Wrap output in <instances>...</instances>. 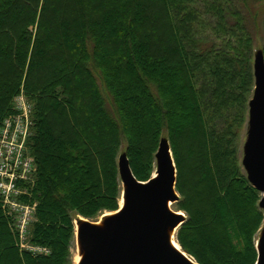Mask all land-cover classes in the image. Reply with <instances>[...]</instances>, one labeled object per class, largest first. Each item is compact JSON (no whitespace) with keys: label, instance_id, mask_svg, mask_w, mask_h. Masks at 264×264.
I'll use <instances>...</instances> for the list:
<instances>
[{"label":"trees","instance_id":"1","mask_svg":"<svg viewBox=\"0 0 264 264\" xmlns=\"http://www.w3.org/2000/svg\"><path fill=\"white\" fill-rule=\"evenodd\" d=\"M263 2L0 0V127L22 92L37 166L24 201L36 204L32 244L49 251L18 249L0 203V264H71L73 216L118 210L122 142L147 182L163 131L181 250L196 264H256L264 216L238 154L254 91L242 8Z\"/></svg>","mask_w":264,"mask_h":264},{"label":"water","instance_id":"2","mask_svg":"<svg viewBox=\"0 0 264 264\" xmlns=\"http://www.w3.org/2000/svg\"><path fill=\"white\" fill-rule=\"evenodd\" d=\"M253 78L242 168L250 185L260 194L259 208L264 215V60L261 51L254 58ZM154 163L155 178L151 176L145 183L135 179L125 155L120 164L117 163L118 180L121 188H125V206L118 214L105 219L103 230L79 217L84 220L79 223L78 231L83 253L80 264H192L168 242V228L178 230L185 219L168 208V202L176 203L179 196L175 191L176 169L167 140H161ZM173 239L176 242L175 236ZM256 251V264H264V226Z\"/></svg>","mask_w":264,"mask_h":264},{"label":"built area","instance_id":"3","mask_svg":"<svg viewBox=\"0 0 264 264\" xmlns=\"http://www.w3.org/2000/svg\"><path fill=\"white\" fill-rule=\"evenodd\" d=\"M13 112L0 127V203L16 230V226L25 227L35 218L36 204L24 199L29 196L37 169L27 146L32 105L20 94L13 101ZM24 233L20 232V239Z\"/></svg>","mask_w":264,"mask_h":264},{"label":"rangeland","instance_id":"4","mask_svg":"<svg viewBox=\"0 0 264 264\" xmlns=\"http://www.w3.org/2000/svg\"><path fill=\"white\" fill-rule=\"evenodd\" d=\"M242 11L244 13V15L247 18V25L248 28L250 29L253 37H254V42H253V61L254 58H257L259 56V51L264 43V2L263 3H251L249 5H245L244 8H242ZM255 23V24H254ZM106 99L108 100V98L106 97ZM180 111V109L178 108V112ZM248 117L241 129L240 132V137H239V161H240V166H241V170L242 173L246 176V172L245 170L242 168V159L244 156V147H245V143L248 137ZM162 139H165V131H163L162 133ZM125 153H124V143L122 142V146L119 149L118 152V157H117V163L120 164V162L123 160ZM37 169V166H36ZM37 174V172H36ZM35 178L37 179V176H35ZM119 183V180H118ZM119 189H120V197H121V187H120V183H119ZM120 198L118 200V204H119ZM176 203H171L170 206V210L179 215L178 213H182L180 211H178ZM104 213H110V212H104ZM103 213V214H104ZM99 215L97 218H95L94 220H91L92 222H99L102 215ZM183 214V213H182ZM181 216V215H179ZM77 217L78 216H73V237L72 240L70 242V259H71V264H73V258L74 255L76 254V246H75V237H74V222L75 220L77 221ZM182 219H185L184 216H181ZM102 220V219H101ZM35 218L33 219L31 224H25V227H18L16 226V230L13 228V226L11 227L13 233H14V237L16 238L15 243L17 242L18 245V249L25 251L27 253L32 254L33 256H47L49 254V251L45 248H41L38 247L34 244H32V232H33V224L35 223ZM20 232L21 234L24 233V236L20 239ZM176 234V231H175ZM175 236V235H174Z\"/></svg>","mask_w":264,"mask_h":264},{"label":"bare ground","instance_id":"5","mask_svg":"<svg viewBox=\"0 0 264 264\" xmlns=\"http://www.w3.org/2000/svg\"><path fill=\"white\" fill-rule=\"evenodd\" d=\"M155 171L152 173V178H155ZM124 192H125V188H121V193H122V196L120 197V201H119V204H118V211L116 212H113V213H104L100 219L99 222H94L93 223V226L98 228V229H101L103 230L104 229V222H105V219L108 218V217H111V216H114L115 214H118L125 206V200H124ZM171 206V203L168 202V208H170ZM179 215L183 216L182 213H178ZM81 222H84L83 219H80V218H77V221L74 222V237H75V246H76V254L74 255V258H73V264H80L82 258H83V253L81 251V247H80V241H79V236H78V231H79V228H80V225L79 223ZM179 229V228H178ZM177 229L176 228H168V231H167V235H168V242L170 244V246L176 250L177 252H179L186 260H188L189 262H191L192 264H196L190 257H188L187 255H185L179 248L178 244L176 242H174V234H175V231ZM177 232V231H176Z\"/></svg>","mask_w":264,"mask_h":264}]
</instances>
